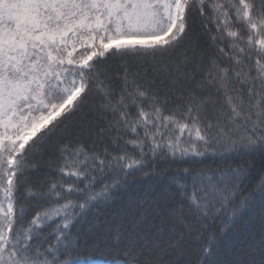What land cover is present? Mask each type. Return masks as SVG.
I'll return each mask as SVG.
<instances>
[{
    "label": "snow or ice",
    "instance_id": "obj_1",
    "mask_svg": "<svg viewBox=\"0 0 264 264\" xmlns=\"http://www.w3.org/2000/svg\"><path fill=\"white\" fill-rule=\"evenodd\" d=\"M0 264H264V0H0Z\"/></svg>",
    "mask_w": 264,
    "mask_h": 264
},
{
    "label": "trees",
    "instance_id": "obj_2",
    "mask_svg": "<svg viewBox=\"0 0 264 264\" xmlns=\"http://www.w3.org/2000/svg\"><path fill=\"white\" fill-rule=\"evenodd\" d=\"M101 211H106V209L101 208ZM239 228H242L243 225H239ZM91 255L94 259L99 260V261H105V260H113V259H119V255L117 250H105V249H100L99 251H93L88 253Z\"/></svg>",
    "mask_w": 264,
    "mask_h": 264
},
{
    "label": "rangeland",
    "instance_id": "obj_3",
    "mask_svg": "<svg viewBox=\"0 0 264 264\" xmlns=\"http://www.w3.org/2000/svg\"><path fill=\"white\" fill-rule=\"evenodd\" d=\"M97 261H99V260H97ZM100 262H103V261L101 260Z\"/></svg>",
    "mask_w": 264,
    "mask_h": 264
}]
</instances>
